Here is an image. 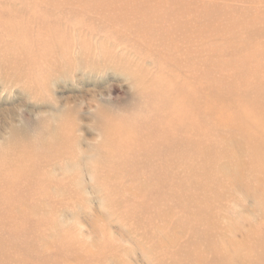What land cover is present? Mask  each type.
Listing matches in <instances>:
<instances>
[{"label": "rangeland", "instance_id": "obj_1", "mask_svg": "<svg viewBox=\"0 0 264 264\" xmlns=\"http://www.w3.org/2000/svg\"><path fill=\"white\" fill-rule=\"evenodd\" d=\"M263 127L264 0H0V264H264Z\"/></svg>", "mask_w": 264, "mask_h": 264}, {"label": "bare ground", "instance_id": "obj_2", "mask_svg": "<svg viewBox=\"0 0 264 264\" xmlns=\"http://www.w3.org/2000/svg\"><path fill=\"white\" fill-rule=\"evenodd\" d=\"M146 18L148 20L153 19L151 16H146ZM146 23H149V22H146ZM226 119L227 118L224 119V122ZM247 120H248V118H247ZM193 123H195V122H193ZM193 131H195V130H193ZM191 134L194 136V138H197L196 134H194V133H191ZM262 135H264V127L262 128ZM200 138H202V136ZM259 139H260V136H257V134L256 135H254V134L253 135L243 134L241 137V140L238 139L240 141L239 143L237 141L234 142L235 139H233V138H231L229 140L228 139L224 140L222 143V148L216 157L222 156V157L227 158L228 164L221 166V167H215V169H214L216 157L209 159V161H207V162L204 161V163H203L204 167L203 168L208 173V174L206 173L204 176H208L207 177V178H209L208 180H212L214 175L216 173L220 172L223 174V176L231 179L232 183L236 182L233 180L232 176H231V178L228 177L230 175H227L228 174L227 169L231 166L235 167V168L241 167L243 165V163L241 162V157L244 156V154H245V155H249V162L250 163L259 167V169H260L259 179L264 182V158L261 157V152L264 150V142L260 143ZM159 141H160V143H158V144H160L159 145V151L161 152L163 147H162L161 140H159ZM158 157H160V156L158 155ZM193 175H195L194 171L192 173L188 174V176H187V181H186V185H185V188H186L185 197H189V195L192 194V192H193V193L204 194V197L207 198L212 192L208 189L207 186L204 187L203 184H199L196 187L192 186V181L195 178ZM189 180H190V183L188 182ZM201 221H203V219Z\"/></svg>", "mask_w": 264, "mask_h": 264}]
</instances>
